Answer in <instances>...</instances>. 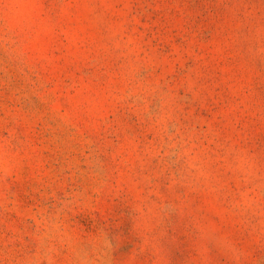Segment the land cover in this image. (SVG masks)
I'll return each instance as SVG.
<instances>
[{
    "label": "rangeland",
    "instance_id": "rangeland-1",
    "mask_svg": "<svg viewBox=\"0 0 264 264\" xmlns=\"http://www.w3.org/2000/svg\"><path fill=\"white\" fill-rule=\"evenodd\" d=\"M0 264H264V0H0Z\"/></svg>",
    "mask_w": 264,
    "mask_h": 264
}]
</instances>
